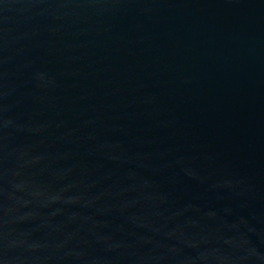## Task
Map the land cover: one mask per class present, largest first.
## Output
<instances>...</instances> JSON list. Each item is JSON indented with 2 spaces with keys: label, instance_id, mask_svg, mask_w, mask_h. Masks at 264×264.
Here are the masks:
<instances>
[{
  "label": "water",
  "instance_id": "1",
  "mask_svg": "<svg viewBox=\"0 0 264 264\" xmlns=\"http://www.w3.org/2000/svg\"><path fill=\"white\" fill-rule=\"evenodd\" d=\"M0 264H264V0H0Z\"/></svg>",
  "mask_w": 264,
  "mask_h": 264
}]
</instances>
